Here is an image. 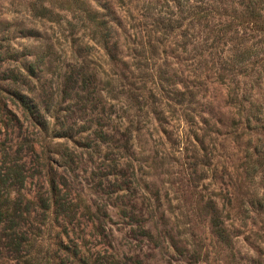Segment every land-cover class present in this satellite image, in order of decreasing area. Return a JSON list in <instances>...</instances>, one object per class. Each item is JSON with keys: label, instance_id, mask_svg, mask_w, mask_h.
<instances>
[{"label": "rangeland", "instance_id": "obj_1", "mask_svg": "<svg viewBox=\"0 0 264 264\" xmlns=\"http://www.w3.org/2000/svg\"><path fill=\"white\" fill-rule=\"evenodd\" d=\"M0 264H264V0H0Z\"/></svg>", "mask_w": 264, "mask_h": 264}, {"label": "trees", "instance_id": "obj_2", "mask_svg": "<svg viewBox=\"0 0 264 264\" xmlns=\"http://www.w3.org/2000/svg\"><path fill=\"white\" fill-rule=\"evenodd\" d=\"M6 215H7V211H3L0 208V224L3 222V220H5Z\"/></svg>", "mask_w": 264, "mask_h": 264}]
</instances>
